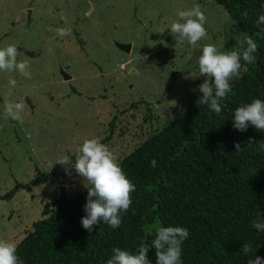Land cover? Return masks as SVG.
I'll list each match as a JSON object with an SVG mask.
<instances>
[{
	"label": "rangeland",
	"instance_id": "1",
	"mask_svg": "<svg viewBox=\"0 0 264 264\" xmlns=\"http://www.w3.org/2000/svg\"><path fill=\"white\" fill-rule=\"evenodd\" d=\"M196 5L207 35L177 42L171 23ZM246 36L217 0H0V47L16 45L31 72L0 71V239L18 245L57 207L62 186L69 199L87 188L57 159L74 163L83 141L98 137L121 161L197 103L203 45L230 51ZM9 101L23 103V123L5 116ZM40 173L48 179L35 184Z\"/></svg>",
	"mask_w": 264,
	"mask_h": 264
},
{
	"label": "trees",
	"instance_id": "2",
	"mask_svg": "<svg viewBox=\"0 0 264 264\" xmlns=\"http://www.w3.org/2000/svg\"><path fill=\"white\" fill-rule=\"evenodd\" d=\"M217 2L258 44L254 63L230 81L221 113L193 104L119 161L135 185L119 227L101 221L90 232L82 226L88 188L75 199L67 197L59 209L47 206L17 245L22 264H107L114 248L135 253L141 244L156 264L151 242L155 229L164 226L189 232L181 264H248L250 258H264V232L253 227L264 219L258 217L264 213V131L251 124L238 130L233 119L237 107L264 100V24L255 23L264 0ZM47 179L40 173L34 183ZM243 244L252 251L243 253Z\"/></svg>",
	"mask_w": 264,
	"mask_h": 264
},
{
	"label": "clouds",
	"instance_id": "3",
	"mask_svg": "<svg viewBox=\"0 0 264 264\" xmlns=\"http://www.w3.org/2000/svg\"><path fill=\"white\" fill-rule=\"evenodd\" d=\"M178 17L179 19L172 22L169 27L177 42L182 43L186 40L189 45L195 46L207 35L205 28L207 17L199 5L179 11ZM255 23L257 26L264 24V13L259 14ZM55 31L60 37L69 35V30L65 28H57ZM257 49L258 44L251 36L236 39V47L230 51H221L212 43L203 45L198 58V68L200 75H206L207 79L198 86L202 93L197 100L198 106L207 105L219 115L222 111L221 100L231 91L230 81L240 78L241 72L247 70V65L254 63L256 59L254 53ZM18 55L17 46L14 44L0 47V71L8 73L15 71L31 78L30 65L27 61L18 62ZM16 83L15 78L9 79L12 87H15ZM23 111L22 102L5 103L6 117L23 123ZM233 119L234 127L238 130L244 131L251 124L257 130L264 131V100L256 98L237 107ZM235 147L239 151L240 143L236 142ZM260 147L264 149V144ZM55 163L74 167L86 182L85 187L88 188L86 215L81 221L85 229L91 232L101 221L113 229L121 225V213L128 211L135 185L126 175L117 155L102 143L100 138H86L77 149L74 163L68 156L57 159ZM260 216H264V213H258V217ZM253 227L264 232V219L258 218ZM155 231L151 246L156 249V264H181V245L189 236L188 230L182 226H164L158 227ZM148 250L149 248L143 244L135 253L116 247L107 264H151L147 256ZM251 251L250 245L243 244V253ZM0 264H22L17 255L15 242L0 239ZM248 264H264V258L259 256L250 258Z\"/></svg>",
	"mask_w": 264,
	"mask_h": 264
},
{
	"label": "water",
	"instance_id": "4",
	"mask_svg": "<svg viewBox=\"0 0 264 264\" xmlns=\"http://www.w3.org/2000/svg\"><path fill=\"white\" fill-rule=\"evenodd\" d=\"M131 45L130 43H117V46L121 49L124 50L126 52H130L131 50ZM62 74L64 79L68 80L71 79L72 77L67 74L65 71L62 70ZM67 199V187L66 186H62L61 187V193H60V197L59 200L57 202V209L60 208V206L62 205V203Z\"/></svg>",
	"mask_w": 264,
	"mask_h": 264
}]
</instances>
